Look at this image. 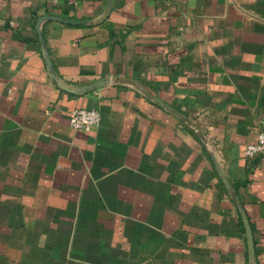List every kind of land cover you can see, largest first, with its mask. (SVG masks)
<instances>
[{
    "label": "crops",
    "instance_id": "obj_1",
    "mask_svg": "<svg viewBox=\"0 0 264 264\" xmlns=\"http://www.w3.org/2000/svg\"><path fill=\"white\" fill-rule=\"evenodd\" d=\"M107 1L0 0V264H264V0Z\"/></svg>",
    "mask_w": 264,
    "mask_h": 264
},
{
    "label": "water",
    "instance_id": "obj_2",
    "mask_svg": "<svg viewBox=\"0 0 264 264\" xmlns=\"http://www.w3.org/2000/svg\"><path fill=\"white\" fill-rule=\"evenodd\" d=\"M112 7V0H108L107 1V8L110 10ZM46 20H59V21H62L64 23H71V24H81V23H87V21L85 20H81V19H69V18H64V17H61V16H58V15H54V14H47V15H42L40 16L36 21H35V28L38 32V35H39V39H40V42L42 43L43 45V49H44V53H45V60H46V64L50 70V73L53 77V79L55 80L56 84L58 86H60L61 88L69 91V92H72V93H83V92H86V91H89L93 88H96L98 86H101V85H105L109 82V79H103V80H99V81H95L93 83H90L84 87H80V88H72V87H69L63 83H61L55 73V70H54V67H53V64H52V61H51V57H50V53H49V49L47 48L46 46V42H45V37H44V33L41 29V25L44 21ZM156 102L164 107H166L168 110L172 111L173 113H175L176 115L180 116L181 118H183L185 121L188 122L187 118L182 114L180 113L179 111H176L175 109H173L171 106L167 105V104H164L163 102H161L159 99H155ZM215 163H216V166H217V169H218V172H219V175L221 177V179L223 180L224 184L226 185V187L233 192V188H232V185L230 184V182L228 181V179L225 177V175L223 174V171L221 170V168L219 167L218 165V162L216 160H214ZM234 194V199H235V202H236V205L238 207V210L241 214V218L243 220V223H244V227H245V230H246V233H247V236H248V246H249V251H250V259H251V262L252 264H255L254 263V260H255V240H254V234H253V231H252V227H251V223L249 221V218H248V215L246 213V211L244 210L243 206L241 205V203L239 202V200L237 199V196L236 194L233 192Z\"/></svg>",
    "mask_w": 264,
    "mask_h": 264
},
{
    "label": "built area",
    "instance_id": "obj_3",
    "mask_svg": "<svg viewBox=\"0 0 264 264\" xmlns=\"http://www.w3.org/2000/svg\"><path fill=\"white\" fill-rule=\"evenodd\" d=\"M264 124V120L262 121ZM70 123L77 131L92 132L101 123V113L97 108H76L70 115ZM264 154V128L259 130L256 138L247 143L244 155L247 159H256Z\"/></svg>",
    "mask_w": 264,
    "mask_h": 264
}]
</instances>
